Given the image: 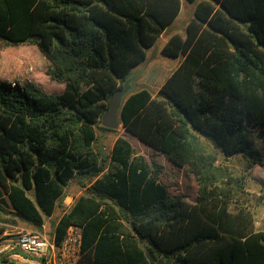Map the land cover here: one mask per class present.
<instances>
[{
  "label": "trees",
  "instance_id": "trees-1",
  "mask_svg": "<svg viewBox=\"0 0 264 264\" xmlns=\"http://www.w3.org/2000/svg\"><path fill=\"white\" fill-rule=\"evenodd\" d=\"M180 10V0H0V41L36 46L63 85L48 94L0 81V202L41 228L65 188L87 181L53 233L59 246L79 228L76 264H264V232L247 208L230 209L232 178L203 145L241 157L248 172L264 162L252 141L253 130L264 138V0L198 2L185 36L161 49L179 66L156 95L123 100L121 127L194 176L195 202L170 195L163 168L127 139L108 157L95 147L96 129L110 131L99 126L108 98Z\"/></svg>",
  "mask_w": 264,
  "mask_h": 264
},
{
  "label": "rangeland",
  "instance_id": "rangeland-1",
  "mask_svg": "<svg viewBox=\"0 0 264 264\" xmlns=\"http://www.w3.org/2000/svg\"><path fill=\"white\" fill-rule=\"evenodd\" d=\"M180 1L181 10L176 20L158 39L156 44L147 50L144 63L129 76L131 92L146 88L156 95L165 80L180 64L181 56L178 58L163 56L161 49L171 36L175 34L182 37L185 36V29L193 17L194 7L202 0H196L194 4H189L185 0ZM47 67L48 61L36 46L21 45L11 47L0 41V81L18 85L30 82L45 93H61L63 85L50 80L46 75ZM99 126L102 127L101 124ZM95 132V147L105 157L110 156V151L116 138L123 137L129 141L136 154L142 156L148 164L156 163L163 168L160 180L168 186L170 195H183L188 202H195L198 192L197 183L194 176L186 168H176L164 155L140 142L121 126L116 130L110 131H103L97 128ZM252 141L254 147L264 155V138L257 130L252 131ZM203 145L208 154L215 156V165L232 178L231 183L233 184L231 185L235 195L230 209L236 211L240 207L247 208L253 216L255 230L264 232V162L261 166H255L248 172L241 157L234 156L226 159L209 142L203 141ZM109 169H111V165L106 163V169L101 175ZM87 185V181L80 183L78 180H73L65 188L64 198L59 202L53 216L50 218L44 216L41 228L34 227L32 224L19 219L13 214L14 211L8 203L0 202V219L5 222V224H0V227H3L4 231L9 233L34 230L51 236L60 216L72 207L75 200L84 193L85 188L83 189V186ZM29 196L33 198V193H29Z\"/></svg>",
  "mask_w": 264,
  "mask_h": 264
},
{
  "label": "built area",
  "instance_id": "built-area-1",
  "mask_svg": "<svg viewBox=\"0 0 264 264\" xmlns=\"http://www.w3.org/2000/svg\"><path fill=\"white\" fill-rule=\"evenodd\" d=\"M79 228L66 230L60 245L43 232L0 235V264H76L80 256Z\"/></svg>",
  "mask_w": 264,
  "mask_h": 264
},
{
  "label": "water",
  "instance_id": "water-1",
  "mask_svg": "<svg viewBox=\"0 0 264 264\" xmlns=\"http://www.w3.org/2000/svg\"><path fill=\"white\" fill-rule=\"evenodd\" d=\"M131 92L130 80L127 79L124 81L121 89L115 91L108 98V108L102 114L100 123L101 126L109 129L116 130L121 126L122 119L120 116V109L123 103L124 98Z\"/></svg>",
  "mask_w": 264,
  "mask_h": 264
},
{
  "label": "crops",
  "instance_id": "crops-1",
  "mask_svg": "<svg viewBox=\"0 0 264 264\" xmlns=\"http://www.w3.org/2000/svg\"><path fill=\"white\" fill-rule=\"evenodd\" d=\"M179 66V65H178ZM177 66V67H178ZM129 142V141H128ZM141 142V141H140ZM52 217V216H51ZM50 218V217H49ZM20 219V218H19ZM43 222H44V220H43ZM29 223V222H28ZM0 224H5V222H3V223H0ZM31 224V223H30ZM34 226V225H33ZM35 227V226H34ZM34 230H27V231H25V232H33ZM20 232H23V231H20ZM18 233V232H17ZM3 234H16V233H9V232H7V231H4L1 235H3ZM51 236H53V235H51Z\"/></svg>",
  "mask_w": 264,
  "mask_h": 264
}]
</instances>
